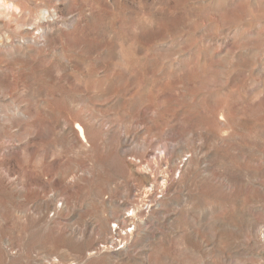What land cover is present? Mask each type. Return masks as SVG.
<instances>
[{
  "label": "rangeland",
  "instance_id": "374dc122",
  "mask_svg": "<svg viewBox=\"0 0 264 264\" xmlns=\"http://www.w3.org/2000/svg\"><path fill=\"white\" fill-rule=\"evenodd\" d=\"M0 264H264V0H0Z\"/></svg>",
  "mask_w": 264,
  "mask_h": 264
},
{
  "label": "bare ground",
  "instance_id": "6f19581e",
  "mask_svg": "<svg viewBox=\"0 0 264 264\" xmlns=\"http://www.w3.org/2000/svg\"><path fill=\"white\" fill-rule=\"evenodd\" d=\"M76 131L78 132V134H79V136H80V138L82 139V140H85V136H84V131H83V129H82V127L81 126H79V125H77V127H76ZM128 220V219H127ZM128 223H130V222H128ZM126 224V223H125ZM132 226V225H131ZM134 226V225H133ZM113 242V241H112ZM122 242V241H121ZM120 243V242H119Z\"/></svg>",
  "mask_w": 264,
  "mask_h": 264
}]
</instances>
